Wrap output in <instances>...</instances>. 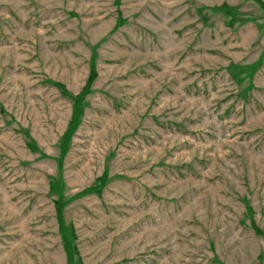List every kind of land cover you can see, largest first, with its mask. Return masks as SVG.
<instances>
[{"label": "rangeland", "instance_id": "374dc122", "mask_svg": "<svg viewBox=\"0 0 264 264\" xmlns=\"http://www.w3.org/2000/svg\"><path fill=\"white\" fill-rule=\"evenodd\" d=\"M0 264H264V0H0Z\"/></svg>", "mask_w": 264, "mask_h": 264}, {"label": "trees", "instance_id": "16d2710c", "mask_svg": "<svg viewBox=\"0 0 264 264\" xmlns=\"http://www.w3.org/2000/svg\"><path fill=\"white\" fill-rule=\"evenodd\" d=\"M119 23H121V21H119ZM95 79V73L93 72V70H91L90 72V76L88 81L86 82L85 86L83 87V89L81 90V92L76 95V97L74 98V110H73V116L69 125L68 130L66 131L65 134V138L64 141L69 140L71 135L73 134L74 130L76 129L77 123H78V116L81 113V109H80V105L83 102L85 96L89 93L91 84L93 82V80ZM94 192H98L96 189H92L90 191H87L86 194L88 193H94ZM58 223L60 224V226H62V222H61V215H60V209H58ZM66 253L68 256L69 261L71 262V255H70V248L66 247Z\"/></svg>", "mask_w": 264, "mask_h": 264}]
</instances>
